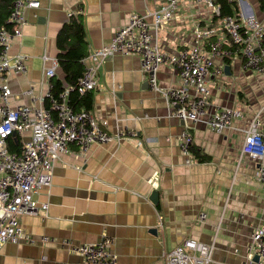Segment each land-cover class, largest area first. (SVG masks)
Instances as JSON below:
<instances>
[{
  "label": "crops",
  "instance_id": "obj_1",
  "mask_svg": "<svg viewBox=\"0 0 264 264\" xmlns=\"http://www.w3.org/2000/svg\"><path fill=\"white\" fill-rule=\"evenodd\" d=\"M235 1L263 20L260 0ZM39 4L38 9L23 11L22 35L8 52L10 57H26V72L7 78L12 106L44 108L48 83L58 80L66 87L73 80L76 67L60 66L48 80L45 69L50 64L43 61V56L60 54L59 34L71 18H80L82 24L84 59L109 44L132 14L152 13L164 0H39ZM215 25L203 5L182 1L173 20L154 34V44L176 54L192 45L195 28ZM208 43L202 41L201 46ZM213 68L222 74L209 79L214 84L211 102L217 108L237 107L245 117L222 134L202 123L174 118V104L146 87L137 56H115L103 63L96 72L95 89L83 96L76 111L86 110L106 121L111 134L124 128L136 133L142 146L128 138L114 140L92 146L83 158L78 145L70 144L53 166L51 187L35 196L48 205L46 216L20 219L35 243L3 245L0 264H82L79 256L62 248V240L83 245L105 238L112 240L118 264H164L165 255L184 240L214 242L210 264L246 263L250 235L264 226V186L257 181L256 162L247 156L239 160V153L245 123L264 104V77L243 71L240 59L216 58ZM157 82L162 89L177 87L178 72L162 66ZM28 90L36 102L23 95ZM184 132L193 138L188 156L179 146ZM28 137L24 134L20 143ZM153 191L158 193L157 205L149 201ZM200 214H205L202 222ZM41 237L53 242L42 246Z\"/></svg>",
  "mask_w": 264,
  "mask_h": 264
},
{
  "label": "built area",
  "instance_id": "obj_2",
  "mask_svg": "<svg viewBox=\"0 0 264 264\" xmlns=\"http://www.w3.org/2000/svg\"><path fill=\"white\" fill-rule=\"evenodd\" d=\"M190 1L203 5L214 17L220 16L217 0H164V4L152 13H134L128 23L121 27L109 44L92 51L81 61L82 75L73 86L65 87L56 99L51 93V84L43 100H48L49 109L34 106H12L7 78L11 74L26 72L23 55L9 56L12 43L22 35L26 24L23 11L38 9L39 0H16L7 24L12 30L0 29V248L5 244H34L20 224L22 217H40L47 214L48 205L39 203L35 196L52 185L55 162L68 153L70 144H77L79 155L85 157L92 146H103L114 140L132 139L138 147L136 133L124 128L115 134L106 131L107 122L86 111H74L68 104L72 92L83 96L96 87L97 69L115 56H137L140 68L146 76L148 88L160 94L167 103L174 104L172 116L183 122L202 123L216 134L233 128L237 121L244 120V113L237 107L217 108L211 102V76H220L221 69L213 68L216 58L240 59L243 71H252L264 77V18L259 20L252 12L238 6L237 16L217 18L215 26L195 28L193 42L176 54L162 51L154 44V34L167 26L174 18L179 4ZM264 6V0H261ZM202 41H208L206 48ZM233 46V48H232ZM50 66L45 69V78L55 77L56 58L43 56ZM162 66L174 68L179 75V85L162 89L158 86V71ZM114 95V93H112ZM32 102L37 101L31 90L23 93ZM264 104L245 123L239 160L244 156L257 164L256 178L264 186ZM263 119V121H262ZM28 134L21 143L20 153L7 149V139ZM181 152L188 156L193 138L188 132L179 137ZM191 160L187 161L190 164ZM205 214L199 215V221ZM44 246L53 241L41 237ZM62 248L81 258L82 264H118L111 252L112 240L103 239L96 244L75 245L62 240ZM214 242L204 244L184 240L165 255L164 264H210ZM250 258L244 264H264V226L250 235ZM257 257V261H255ZM44 261V258L42 259Z\"/></svg>",
  "mask_w": 264,
  "mask_h": 264
},
{
  "label": "trees",
  "instance_id": "obj_3",
  "mask_svg": "<svg viewBox=\"0 0 264 264\" xmlns=\"http://www.w3.org/2000/svg\"><path fill=\"white\" fill-rule=\"evenodd\" d=\"M16 0H0V29H6L7 31L12 30V27L8 25L7 19L9 18L12 12V5ZM217 5L220 9V16L217 18H224L227 16H237L238 6L235 0H217ZM262 9H264L263 3L260 0ZM217 18L214 17V21H217ZM74 39V43L71 41ZM59 45L61 52L58 55L57 62L58 66L61 68H73L76 67L73 80L69 81L66 87L73 86L77 79L82 75V69L79 65L80 60L83 59L84 54L80 52L83 44V34H82V24L80 18L73 17L71 18L70 24L66 25L59 34ZM233 48V46H232ZM78 67V68H77ZM51 93L54 98L58 99L59 95L63 92L64 88L60 81H52L51 83ZM84 96V95H83ZM83 96L78 95L76 92H72L68 96V104L70 107L76 111V105L81 104V100L84 99ZM45 109H49L48 100H44ZM87 110L89 107L86 108ZM86 111V110H83ZM88 112V111H86ZM7 149L11 153H20L21 143L18 136L10 137L7 139Z\"/></svg>",
  "mask_w": 264,
  "mask_h": 264
},
{
  "label": "water",
  "instance_id": "obj_4",
  "mask_svg": "<svg viewBox=\"0 0 264 264\" xmlns=\"http://www.w3.org/2000/svg\"><path fill=\"white\" fill-rule=\"evenodd\" d=\"M145 85H146V87L148 88V82H147V81L145 82ZM149 201H150L153 205H157V202H158V193H157L156 191H153V192L150 194ZM152 233H155L154 230H153ZM255 261H257V257H255Z\"/></svg>",
  "mask_w": 264,
  "mask_h": 264
}]
</instances>
